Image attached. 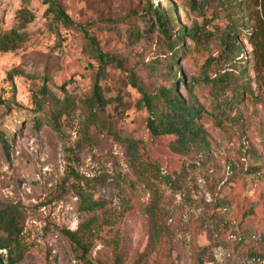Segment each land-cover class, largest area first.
<instances>
[{"label":"rangeland","instance_id":"374dc122","mask_svg":"<svg viewBox=\"0 0 264 264\" xmlns=\"http://www.w3.org/2000/svg\"><path fill=\"white\" fill-rule=\"evenodd\" d=\"M58 1L70 26L31 0L27 40L0 51V211L9 209L19 229L17 264H264V38L247 36L261 0ZM147 3L174 8L172 30L198 29L196 40L175 45V66L173 37L150 15L141 27ZM19 5L0 0V29L15 24ZM230 21L238 23L246 90L220 91L224 103L242 94L218 106L208 80L231 68L218 39ZM90 38L114 61L99 66ZM99 68L98 81L117 98L102 121L88 104ZM174 74L181 96L200 107L203 140L185 153L141 144L130 165L107 132L148 138L142 93L130 78L156 94ZM179 165L171 185L165 171ZM83 196L105 204L91 208Z\"/></svg>","mask_w":264,"mask_h":264},{"label":"trees","instance_id":"16d2710c","mask_svg":"<svg viewBox=\"0 0 264 264\" xmlns=\"http://www.w3.org/2000/svg\"><path fill=\"white\" fill-rule=\"evenodd\" d=\"M20 5L15 10V24L6 29H0V51H13L20 47V45L25 42L28 38V34L25 30L27 24L32 22L35 18L34 12L29 8L31 0H19ZM44 4L47 5V11L50 12L52 18L55 21L60 22L64 26H70L72 21L65 11V8L58 0H42ZM260 16L257 18L256 25H251L250 31L247 36L250 41L257 38H264V0L260 3ZM142 22L143 31L148 29L147 18L150 15L154 20L157 29L167 38L173 37L172 41H169L171 56L168 61V65H176L177 51L176 46L182 45L186 38H191L196 40L197 28H185L179 26L176 30H172L168 24L169 13H175V10L170 6L166 11L161 9L158 5L154 6L147 3L144 7ZM168 11V12H167ZM172 19L176 20L175 16H170ZM224 26H228V29H223L221 35L218 39L221 43V54L224 60L230 65L231 68L226 70L219 76L208 80L210 82L212 90H214V96L218 106H222L228 101L234 103V101L239 100V96L242 93L237 92L232 100L227 99L219 100L217 98L220 91H224L230 88H237V90L242 88L246 90L244 84V74L246 69V64L242 60L243 45L238 41L236 33H238V23L230 21ZM90 42L94 44V50L96 51V57L99 61V66L102 67L105 63H111L114 58L101 51L100 48L95 44V41L90 38ZM234 66H236L234 68ZM255 66V62L253 63ZM102 68H99L92 86V92L88 99V104L92 107L95 120L99 119L102 121L101 115L102 110L106 106H109L117 98L108 96L106 91H104L100 82L98 81L100 74L102 73ZM236 71V72H235ZM240 79V83L237 85L236 80ZM176 81L178 79L173 76L172 86L170 88H160L156 94H147L143 91L135 81L134 78H130V83L138 88L142 93V104L147 110V116L145 117V127L147 130L148 138L147 140H142L141 138H136L134 136H127L119 134L111 129H108V133H111L112 138L123 144L126 149V155L130 165L134 164L137 159V150L139 145L142 144L143 148L150 143V147L156 146V152L160 153L158 149H168L173 152L185 153L190 148L193 143L203 140V128L197 123L198 112L200 107H198L194 102H186L181 96L176 88ZM180 81L183 82V79ZM207 81V80H206ZM174 82V83H173ZM184 83V82H183ZM62 85L59 88L62 89ZM43 88H45L43 86ZM228 102V103H229ZM0 104H5L0 98ZM96 110H100L96 112ZM120 114L125 112L124 109L120 110ZM2 146L9 156L10 144L5 137H1ZM182 168L179 165L178 168L173 167L172 172L165 171L164 176L166 181L171 185H177V179L182 175V171H178ZM84 201H87V206L91 208H99L104 206V202L101 199H92L91 196H83ZM10 208V207H8ZM0 223L3 230L6 232L5 236L0 237V264H17L23 258L24 248L18 240V231L15 224V218L13 214L9 212V209H2L0 211ZM1 249H6L5 255L1 252ZM117 259V256H116Z\"/></svg>","mask_w":264,"mask_h":264}]
</instances>
